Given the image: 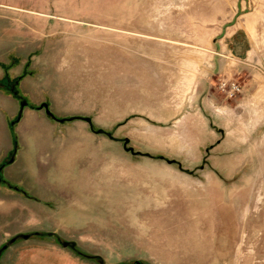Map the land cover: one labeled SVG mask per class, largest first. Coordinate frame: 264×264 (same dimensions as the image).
<instances>
[{"label": "rangeland", "instance_id": "obj_1", "mask_svg": "<svg viewBox=\"0 0 264 264\" xmlns=\"http://www.w3.org/2000/svg\"><path fill=\"white\" fill-rule=\"evenodd\" d=\"M56 1L51 22L30 20L12 47L7 38L5 67L19 71L5 79L17 78L28 104L43 95L55 117H71L61 122L66 170L52 196L42 171L31 179L10 167L8 179L0 164V180L47 205L3 221L0 264H264V0ZM236 21L251 53L229 60L224 78L213 55ZM44 30L55 34L46 43ZM222 80L240 91L229 94ZM5 231L31 235L9 243Z\"/></svg>", "mask_w": 264, "mask_h": 264}, {"label": "crops", "instance_id": "obj_2", "mask_svg": "<svg viewBox=\"0 0 264 264\" xmlns=\"http://www.w3.org/2000/svg\"><path fill=\"white\" fill-rule=\"evenodd\" d=\"M29 3L36 6V8L30 9ZM27 6H19L13 4V1L7 0L6 3L0 2V5H6L14 9L10 11L0 10V20L6 21L2 33L5 36V43L0 45V80L5 79L6 72L11 76L13 70L15 72L18 69H10L5 66L8 64L10 50H8L7 38H10L11 47L13 44V36H29L30 20H32L35 27L45 26L46 22H51L55 18L54 11H56V0H29ZM25 12L27 15L23 17L19 12ZM33 15H30V13ZM24 21L27 23L24 24ZM17 22V24H13ZM25 25V28H24ZM25 34V35H24ZM42 41L46 43L47 37L54 38L55 34L46 35L45 30L42 32ZM24 41V39H22ZM29 43V39L27 43ZM219 50L214 51V69L219 75L227 73L230 75L231 60L234 64L244 62L249 58L251 53V37L243 22H235L231 26L227 27L222 38L218 40ZM23 46V42L21 43ZM47 50L46 45L44 52H51ZM217 59V61H215ZM17 67H20L25 63V58ZM228 65V66H227ZM228 71V72H227ZM17 74V73H15ZM25 77V76H24ZM229 78V76H227ZM225 78V77H224ZM35 85L42 84L41 79L38 78ZM41 89V88H40ZM42 90V89H41ZM45 95V94H44ZM13 94H10L5 87L0 85V164L2 163L3 176L11 179L12 173L10 167H18L25 172L29 178L36 179L39 176V172L42 171L45 174L46 179L50 182V191L52 196L56 194V183L61 181L63 166H66V162L63 160V145L65 138L63 137V126L61 122L52 118L45 112V109L39 107V105L45 100L42 95L40 98L32 104H26L21 112V116L17 122L11 124L18 111L19 102L14 98ZM39 104V105H38ZM88 133H92L87 131ZM17 143V150L14 153L13 160L8 162L10 155L12 154L14 143ZM11 163L6 167L7 164ZM66 170V167H65ZM60 186V185H59ZM59 189V188H58ZM23 192L17 188L7 184V181L0 180V220L1 225L3 221H6L8 215L14 211L20 212L29 210L30 212L41 211L47 208V205L43 202H35L31 204L27 196H23ZM26 197V198H24ZM38 203V204H37ZM16 232H27L25 229H19ZM15 233L5 231L4 237L15 236Z\"/></svg>", "mask_w": 264, "mask_h": 264}, {"label": "water", "instance_id": "obj_3", "mask_svg": "<svg viewBox=\"0 0 264 264\" xmlns=\"http://www.w3.org/2000/svg\"><path fill=\"white\" fill-rule=\"evenodd\" d=\"M14 83L16 84L17 82L15 81ZM10 90H11V93H12L16 98L21 99V101L19 102V105H20V108H19V114H18L17 118L11 122V124H14V123L17 122L18 119L20 118V116H21V112H22V109H23V107L27 104V102H26L25 100H23V99L18 95L17 90H15L13 87H11ZM40 107H43V108L45 109V112H46L48 115H50L52 118L56 119V120L59 121V122H62V121L65 120V119H71V117H70V118H66V117L58 118V117H55V116L53 115V113L48 109L47 103H44V102H43V103L40 105ZM76 117H79V118L85 120V121L89 124L90 128H91L94 132H96V133H105L109 138H112V139L117 140V141H119V140L122 141V142H123V147H124L125 150H128V151H130L131 153H139V151H135V150L133 149L132 146H127V145H126L127 142L129 141V139H128L127 137H123V138L115 137V136L112 134V131H106V130H104L103 128L93 129L92 120H91V118H90L89 116H76ZM13 156H14V153L12 152V154L10 155V157H9V159H8V162H11V161L13 160ZM160 157L162 158V156H160ZM167 161H168V162H172L173 160H167ZM40 234H42V233H40V232H38V231L33 232V235H40ZM45 234H46V235H53L54 232L49 231V232H45ZM30 235H31L30 233H26V234H17V235H15V236H12V237L9 239V243L14 242L18 237H22V238L26 239V238L30 237ZM61 245H62V246H70L71 248L76 249V247H75V242H73V241H67V240H64V241H61ZM6 247H7V244H3L2 247L0 248V253H1L2 250L5 249ZM118 264H122V263H118ZM133 264H142V262H141L140 260H134V263H133Z\"/></svg>", "mask_w": 264, "mask_h": 264}, {"label": "built area", "instance_id": "obj_4", "mask_svg": "<svg viewBox=\"0 0 264 264\" xmlns=\"http://www.w3.org/2000/svg\"><path fill=\"white\" fill-rule=\"evenodd\" d=\"M220 87L224 90L226 89V92L229 94H235L240 91L239 84L230 81L228 82L227 80H222L220 82Z\"/></svg>", "mask_w": 264, "mask_h": 264}, {"label": "trees", "instance_id": "obj_5", "mask_svg": "<svg viewBox=\"0 0 264 264\" xmlns=\"http://www.w3.org/2000/svg\"><path fill=\"white\" fill-rule=\"evenodd\" d=\"M17 79V78H16ZM16 79H14L12 82L11 81H9L8 79H5V86H6V88L11 92V90H10V88L11 87H13L14 88V86H15V80ZM15 90H16V88H14Z\"/></svg>", "mask_w": 264, "mask_h": 264}]
</instances>
